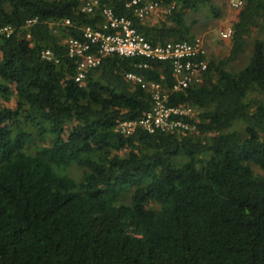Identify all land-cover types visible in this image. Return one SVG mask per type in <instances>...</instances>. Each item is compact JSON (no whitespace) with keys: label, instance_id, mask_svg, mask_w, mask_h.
Wrapping results in <instances>:
<instances>
[{"label":"trees","instance_id":"obj_1","mask_svg":"<svg viewBox=\"0 0 264 264\" xmlns=\"http://www.w3.org/2000/svg\"><path fill=\"white\" fill-rule=\"evenodd\" d=\"M128 1L100 3L153 44L193 39L187 15L209 2L158 0L174 8L150 24ZM262 19L264 0H245L230 58ZM102 21L101 10L83 13L77 0H0V27L13 28L0 38V99L16 101L0 106V264H264V100L247 99L264 91V41L239 71L211 57L203 82L185 92L171 91L169 63L119 55L81 85L63 39ZM129 72L160 82L171 105H191L196 131L118 132L153 104Z\"/></svg>","mask_w":264,"mask_h":264},{"label":"built area","instance_id":"obj_2","mask_svg":"<svg viewBox=\"0 0 264 264\" xmlns=\"http://www.w3.org/2000/svg\"><path fill=\"white\" fill-rule=\"evenodd\" d=\"M77 1L81 12L95 14L97 10H101L103 15V21L97 27L84 26L80 37L69 36L63 39L68 55L74 59L76 65L74 79L81 85L85 84L89 73L102 63L103 58L111 55L141 57L169 63L174 77L172 92H185L203 82L210 61L208 43L204 36L197 35L191 40L153 44L138 30L132 18L117 14L109 6H101L100 0ZM244 3L245 0H229L230 6L237 10ZM126 7L133 10L142 21H147L158 16L160 11L164 15L171 13L174 5L167 7L158 0H130ZM64 24L71 25V19H65ZM12 32L13 28L10 25L0 27V38L10 36ZM218 33L222 39L230 40L234 34V26L227 25ZM42 55L46 59H54L51 49L44 50ZM139 66L149 65L140 63ZM126 78L148 89L152 94L153 104L140 119L120 121L116 127L118 132L130 135L138 126L150 133L187 134L196 131V125L190 121L196 115L191 105H171L170 93L160 82L147 81L135 72L127 73ZM184 116L188 119H184Z\"/></svg>","mask_w":264,"mask_h":264},{"label":"rangeland","instance_id":"obj_3","mask_svg":"<svg viewBox=\"0 0 264 264\" xmlns=\"http://www.w3.org/2000/svg\"><path fill=\"white\" fill-rule=\"evenodd\" d=\"M212 4L220 9V15L214 14L211 8ZM237 15L238 10L230 6L229 0H209L206 6L201 7L197 11H190L187 15V21L189 22L188 24L191 25L192 33L195 36L201 35L205 37L208 43L207 45L210 58L212 57L213 59H216V61L225 60L226 67L233 71H239L248 64L252 55L255 40L261 39L264 41V19H262L260 26H254L252 31L247 36L243 50L235 58H230L233 48V41L232 39H222L218 31L227 25H234ZM163 19H166V16L160 11L158 16L147 20V23L160 24L161 21H164ZM247 99L253 104L261 102L264 100V91L258 89L254 90L248 94ZM0 106L16 107V101L14 99L10 101H4L0 99ZM72 124L73 123H70V125ZM239 128L244 131L243 126H239ZM49 144V140L44 142L37 141L28 146L26 150L28 152H34L37 146ZM127 150L128 149H126V151ZM126 151L123 150L121 153L123 154ZM252 167L255 172H261L259 166L252 164ZM70 172L74 177H80V170L71 167ZM123 197L125 202H129L131 199V193L128 192L127 194L123 195ZM147 206L154 207L156 204L150 202Z\"/></svg>","mask_w":264,"mask_h":264}]
</instances>
